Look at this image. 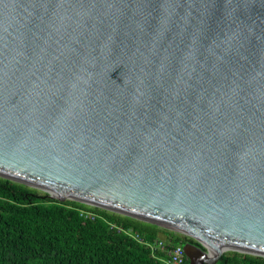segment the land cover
Returning a JSON list of instances; mask_svg holds the SVG:
<instances>
[{"label": "water", "instance_id": "water-1", "mask_svg": "<svg viewBox=\"0 0 264 264\" xmlns=\"http://www.w3.org/2000/svg\"><path fill=\"white\" fill-rule=\"evenodd\" d=\"M0 181L264 261V0H0Z\"/></svg>", "mask_w": 264, "mask_h": 264}, {"label": "trees", "instance_id": "trees-1", "mask_svg": "<svg viewBox=\"0 0 264 264\" xmlns=\"http://www.w3.org/2000/svg\"><path fill=\"white\" fill-rule=\"evenodd\" d=\"M126 230L147 242L163 238L170 246L190 243L70 201L34 198L32 192L0 181V264H163ZM219 261L264 264L235 254H224Z\"/></svg>", "mask_w": 264, "mask_h": 264}, {"label": "built area", "instance_id": "built-area-1", "mask_svg": "<svg viewBox=\"0 0 264 264\" xmlns=\"http://www.w3.org/2000/svg\"><path fill=\"white\" fill-rule=\"evenodd\" d=\"M87 215L89 216V214ZM125 233L139 243L148 246L153 256L161 260L163 264H184L188 260L182 246H170L163 238H158L154 242H147L140 234L132 230H126ZM159 254H163L164 256H160Z\"/></svg>", "mask_w": 264, "mask_h": 264}, {"label": "rangeland", "instance_id": "rangeland-1", "mask_svg": "<svg viewBox=\"0 0 264 264\" xmlns=\"http://www.w3.org/2000/svg\"><path fill=\"white\" fill-rule=\"evenodd\" d=\"M225 254H227V253H225Z\"/></svg>", "mask_w": 264, "mask_h": 264}]
</instances>
